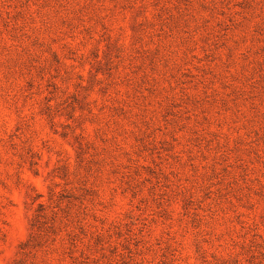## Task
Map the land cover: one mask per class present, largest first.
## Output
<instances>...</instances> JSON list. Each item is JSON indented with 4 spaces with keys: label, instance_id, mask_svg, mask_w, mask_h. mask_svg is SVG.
<instances>
[{
    "label": "rangeland",
    "instance_id": "rangeland-1",
    "mask_svg": "<svg viewBox=\"0 0 264 264\" xmlns=\"http://www.w3.org/2000/svg\"><path fill=\"white\" fill-rule=\"evenodd\" d=\"M0 264H264V0H0Z\"/></svg>",
    "mask_w": 264,
    "mask_h": 264
},
{
    "label": "trees",
    "instance_id": "trees-1",
    "mask_svg": "<svg viewBox=\"0 0 264 264\" xmlns=\"http://www.w3.org/2000/svg\"><path fill=\"white\" fill-rule=\"evenodd\" d=\"M85 141H86V139H85L84 137H81V136H80V142H79L80 147L83 146V144H84ZM86 144H87V143H86ZM86 144H85V145H86Z\"/></svg>",
    "mask_w": 264,
    "mask_h": 264
}]
</instances>
